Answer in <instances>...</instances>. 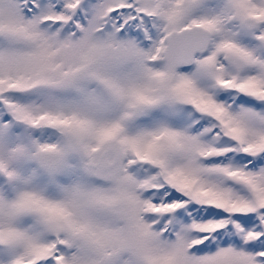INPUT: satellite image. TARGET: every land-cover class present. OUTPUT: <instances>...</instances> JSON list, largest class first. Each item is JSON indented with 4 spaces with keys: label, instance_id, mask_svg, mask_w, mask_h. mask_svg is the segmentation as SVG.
<instances>
[{
    "label": "snow or ice",
    "instance_id": "1",
    "mask_svg": "<svg viewBox=\"0 0 264 264\" xmlns=\"http://www.w3.org/2000/svg\"><path fill=\"white\" fill-rule=\"evenodd\" d=\"M0 264H264V0H0Z\"/></svg>",
    "mask_w": 264,
    "mask_h": 264
}]
</instances>
